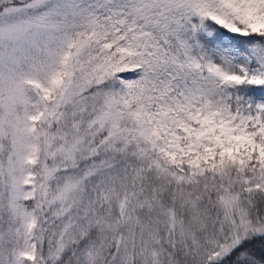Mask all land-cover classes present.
I'll use <instances>...</instances> for the list:
<instances>
[{"label": "snow or ice", "instance_id": "6c2138e0", "mask_svg": "<svg viewBox=\"0 0 264 264\" xmlns=\"http://www.w3.org/2000/svg\"><path fill=\"white\" fill-rule=\"evenodd\" d=\"M0 264H264V0H0Z\"/></svg>", "mask_w": 264, "mask_h": 264}]
</instances>
